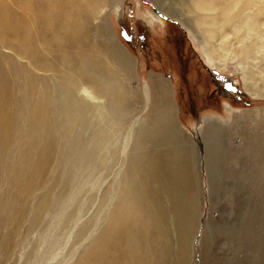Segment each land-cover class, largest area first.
I'll list each match as a JSON object with an SVG mask.
<instances>
[{
	"label": "bare ground",
	"instance_id": "1",
	"mask_svg": "<svg viewBox=\"0 0 264 264\" xmlns=\"http://www.w3.org/2000/svg\"><path fill=\"white\" fill-rule=\"evenodd\" d=\"M118 1L0 0V181L7 176L6 191L0 193V264L24 240L22 254L31 264L53 258L72 217L66 191L83 169L103 167L104 158L93 147L104 143L92 119L118 124L129 115L131 93L122 79L129 59L100 16ZM153 1L188 31L208 63H234L243 71L245 90L264 96V0ZM153 86L161 103L154 101L152 124L142 131L158 138L160 149L137 148L139 141L135 148H121L103 223L71 264H171L168 225L180 247L193 232L191 161L183 140L172 134L167 83L158 79ZM84 130L89 137H83ZM171 135L175 149L167 146ZM55 155L61 158L58 176L36 195ZM165 199L174 217L168 216ZM32 232L38 234L34 240L28 237ZM183 252L177 263L186 258Z\"/></svg>",
	"mask_w": 264,
	"mask_h": 264
},
{
	"label": "rangeland",
	"instance_id": "2",
	"mask_svg": "<svg viewBox=\"0 0 264 264\" xmlns=\"http://www.w3.org/2000/svg\"><path fill=\"white\" fill-rule=\"evenodd\" d=\"M100 16L104 17L103 26L112 40L129 59V71L122 75L131 93L129 115L118 124L108 119L101 124L92 119L104 143V147H93L103 156V167L94 168L95 172L90 171L91 167L83 169L76 177V185L69 186L65 198L72 217L56 254L40 264H71L99 229L110 205L108 188L124 155L121 148H135L139 141L137 148L151 152L160 149L156 144L159 139L152 138L148 130L142 131L152 124L149 110L154 101L161 103L153 86L158 79L169 87L165 103L173 107L172 134L183 140L194 178L193 232L180 247L174 227L168 225L172 248L169 261L176 264V256L184 251L186 258L181 264H264V96L254 97L245 90L243 71L234 63L228 62L224 67L208 63L188 31L153 0H119L114 8H104ZM1 53L8 55L6 49ZM82 135L87 138L90 131L84 130ZM169 140L167 146L175 149L174 135ZM101 150L108 152L109 157ZM60 160V155L54 156L36 195L58 176L55 166ZM6 177L1 178L0 193L6 191ZM50 187L54 193L60 191L58 186ZM166 200L168 216L174 217ZM28 218L27 215L22 220L21 236ZM37 236L32 232L28 237L34 240ZM27 244L28 240H24L4 263L31 264L22 254Z\"/></svg>",
	"mask_w": 264,
	"mask_h": 264
}]
</instances>
